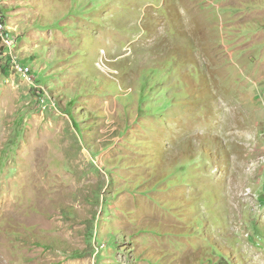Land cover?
Returning a JSON list of instances; mask_svg holds the SVG:
<instances>
[{"label":"rangeland","instance_id":"rangeland-1","mask_svg":"<svg viewBox=\"0 0 264 264\" xmlns=\"http://www.w3.org/2000/svg\"><path fill=\"white\" fill-rule=\"evenodd\" d=\"M0 264H264V0H0Z\"/></svg>","mask_w":264,"mask_h":264},{"label":"built area","instance_id":"built-area-1","mask_svg":"<svg viewBox=\"0 0 264 264\" xmlns=\"http://www.w3.org/2000/svg\"><path fill=\"white\" fill-rule=\"evenodd\" d=\"M28 71V69H26V72Z\"/></svg>","mask_w":264,"mask_h":264}]
</instances>
